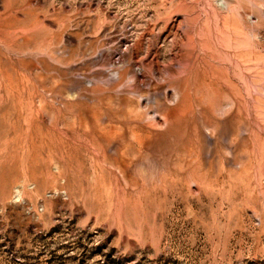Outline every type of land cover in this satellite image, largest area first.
Listing matches in <instances>:
<instances>
[{"label":"rangeland","instance_id":"obj_1","mask_svg":"<svg viewBox=\"0 0 264 264\" xmlns=\"http://www.w3.org/2000/svg\"><path fill=\"white\" fill-rule=\"evenodd\" d=\"M0 264H264V0H0Z\"/></svg>","mask_w":264,"mask_h":264},{"label":"bare ground","instance_id":"obj_2","mask_svg":"<svg viewBox=\"0 0 264 264\" xmlns=\"http://www.w3.org/2000/svg\"><path fill=\"white\" fill-rule=\"evenodd\" d=\"M140 40V39H139ZM138 40V41H139ZM137 43V42H136ZM140 44V43H139ZM137 45V44H136ZM135 45V46H136ZM139 46V45H138ZM137 48H139V47H137ZM142 48V47H141ZM131 53V52H130ZM129 53V56L127 57V59L126 60H124L123 62H122V65L120 66V68L119 69H116L115 71H114V73H115V79H114V84L113 85H111L110 86V88L112 89V90H118L119 88H120V91H123V92H128V93H131V94H133V95H138V96H142V93H144V92H146L145 90H143V89H141V87H140V85H139V82H138V76H137V74H136V72L133 70V62H134V60H135V58L137 59V57H136V50L134 49L133 50V52L130 54ZM197 55L198 56H200L198 53H197ZM197 56V57H198ZM205 57V56H204ZM139 60V59H138ZM135 61H137V60H135ZM196 61V60H195ZM200 62H201V60H200ZM121 63V62H120ZM137 63V62H136ZM201 63H203V62H201ZM217 63V62H216ZM139 64V63H138ZM204 64V63H203ZM177 65V64H176ZM205 65V64H204ZM203 65V66H204ZM213 65V64H212ZM201 66V65H200ZM211 68V67H210ZM212 69V68H211ZM218 70V69H217ZM216 70V71H217ZM136 71H140V77H145L146 78V80H150V76L148 75V73L145 71L144 72V69H143V67L140 65L139 67H138V70H136ZM199 73H198V76H205V77H207L206 75H207V72L208 73H210L209 71H202L201 69H199ZM220 72V71H219ZM212 73V72H211ZM197 77V76H196ZM210 77V76H209ZM111 81V80H110ZM204 85V84H203ZM202 85V87H204ZM206 87V86H205ZM216 87H218V85L216 86ZM208 88V87H207ZM215 92L217 93V91L215 90ZM174 96H180V92L179 91H177V92H175L174 94H173ZM207 96V95H206ZM165 97V96H164ZM155 101V100H154ZM155 103H156V101H155ZM154 104V103H153ZM159 104V103H158ZM157 104V105H158ZM211 104V103H210ZM159 105H161V104H159ZM163 107H165V106H163ZM213 107V104H212V106L210 105V108H212ZM217 107V106H216ZM219 107V106H218ZM155 108V107H154ZM214 108V107H213ZM205 110V109H204ZM207 110V109H206ZM216 110V109H215ZM210 111H212V110H210ZM214 112V111H213ZM174 114V113H173ZM177 118V116L175 117V119ZM175 122H177V121H175ZM175 124H177V123H175ZM174 124V125H175ZM211 126V125H210Z\"/></svg>","mask_w":264,"mask_h":264}]
</instances>
